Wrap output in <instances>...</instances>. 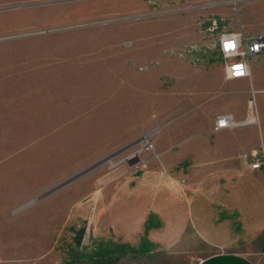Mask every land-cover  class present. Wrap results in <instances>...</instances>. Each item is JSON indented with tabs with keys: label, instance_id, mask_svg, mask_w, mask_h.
Here are the masks:
<instances>
[{
	"label": "rangeland",
	"instance_id": "374dc122",
	"mask_svg": "<svg viewBox=\"0 0 264 264\" xmlns=\"http://www.w3.org/2000/svg\"><path fill=\"white\" fill-rule=\"evenodd\" d=\"M208 2L0 0V264L103 262L121 238L108 206L116 197L125 203V192L117 190H131L130 177L144 171L166 176L180 195L182 252L191 256L182 263L219 250L189 223L194 165L167 170L155 148L160 125L183 111L182 93L189 90L175 88L165 63L200 64L193 54L205 51L216 31L238 30L237 24L214 23L222 12ZM245 3L215 7L237 14ZM187 30L198 41L174 40V31ZM251 94L252 112L264 121V107ZM174 230L141 232L162 239ZM124 254L117 264H141Z\"/></svg>",
	"mask_w": 264,
	"mask_h": 264
},
{
	"label": "crops",
	"instance_id": "0c3cea01",
	"mask_svg": "<svg viewBox=\"0 0 264 264\" xmlns=\"http://www.w3.org/2000/svg\"><path fill=\"white\" fill-rule=\"evenodd\" d=\"M210 8L221 10L213 18L221 28L237 24L236 32L245 38L264 33V0L245 3L237 14L225 6ZM226 32L233 31H216L206 50L193 54L201 58L200 64L178 60L163 66L176 89L188 85L189 90L182 93L183 111L170 118L172 123L167 119L160 125L155 148L167 170L170 164L194 165L189 178L193 196L189 223L207 245L219 249L186 264H264V121L253 114L251 99V93H256L258 106L264 107V55L249 60L247 78L226 79L218 49L220 33ZM173 35L181 45L198 41L188 30ZM156 51H161L160 46ZM218 116L230 117L234 125L215 131ZM174 149L178 151L172 153ZM251 157L262 163L260 168L246 167ZM130 180L131 190H117L125 192V203L116 197L108 206L111 224L121 238L115 239V250L95 264H117L123 251L126 258L141 264H183V258L191 256L182 252L180 195L156 171H144ZM142 227L179 230L160 239L145 237Z\"/></svg>",
	"mask_w": 264,
	"mask_h": 264
},
{
	"label": "built area",
	"instance_id": "2783aa9c",
	"mask_svg": "<svg viewBox=\"0 0 264 264\" xmlns=\"http://www.w3.org/2000/svg\"><path fill=\"white\" fill-rule=\"evenodd\" d=\"M251 0H209V6L225 5L227 3L248 2ZM253 1V0H252ZM233 44L234 49L226 50V44ZM219 52L225 61V78L237 80L247 78L249 75V60L264 55V33H258L252 37L245 38L239 32L225 33L219 38ZM239 69L243 75H236ZM230 117L221 116L214 123V130L228 129L234 125ZM261 162L252 164V169H258Z\"/></svg>",
	"mask_w": 264,
	"mask_h": 264
},
{
	"label": "water",
	"instance_id": "95a60500",
	"mask_svg": "<svg viewBox=\"0 0 264 264\" xmlns=\"http://www.w3.org/2000/svg\"><path fill=\"white\" fill-rule=\"evenodd\" d=\"M130 147H131V146H127V147H125V148H123V149H120V150L116 151L115 153H112V155H109L108 157H106V158L100 160L99 162L95 163L94 165H92L91 167L87 168L86 170H84V171L78 173L77 175L71 177L70 179L64 181V182L61 183L60 185H58V186L54 187L53 189L49 190L48 192L44 193V194L41 195L40 197L36 198L35 201H37V200H39V199H41V198H43V197L49 195L50 193L56 191L57 189H59V188H61V187H63V186H65V185H67V184L73 182V180H75V179H77L78 177H80V176L86 174L87 172H89L90 170L96 168L97 166H99V165H101V164H103V163L109 161L110 159L116 157L117 155L121 154L122 152H124L125 150H127V149L130 148Z\"/></svg>",
	"mask_w": 264,
	"mask_h": 264
},
{
	"label": "snow or ice",
	"instance_id": "6c2138e0",
	"mask_svg": "<svg viewBox=\"0 0 264 264\" xmlns=\"http://www.w3.org/2000/svg\"><path fill=\"white\" fill-rule=\"evenodd\" d=\"M225 48H226V50H231V49H234V45L229 43V44L225 45ZM235 74L236 75H243V72L241 70L237 69Z\"/></svg>",
	"mask_w": 264,
	"mask_h": 264
}]
</instances>
